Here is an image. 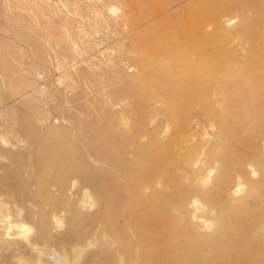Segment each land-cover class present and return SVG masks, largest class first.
<instances>
[{"label": "rangeland", "instance_id": "rangeland-1", "mask_svg": "<svg viewBox=\"0 0 264 264\" xmlns=\"http://www.w3.org/2000/svg\"><path fill=\"white\" fill-rule=\"evenodd\" d=\"M133 1L0 0V137L9 145H0V180L14 171L16 160L1 151H21L24 163L31 164L24 172L41 202L37 217L47 234L73 226V217L59 229L49 217L57 210L63 218L74 209L80 194L70 192L72 184L91 197L92 206H78L79 217L99 209L102 199L93 186L83 185L85 174L109 194L127 197L126 178L118 174L122 168L112 163L99 137H148L141 144L148 154L159 150V155L145 154L147 166L138 174L154 168L157 157L172 204L182 190L169 182L180 176L178 170L192 183L206 165L215 168L203 196L195 195L204 201V192L222 178L220 157L239 156L227 149L231 139L264 141V121L254 120L244 104L247 95L231 85L236 77L252 83L264 78V0H190L195 47L191 62L179 70L172 61L157 67L145 53L138 54L153 30L138 24L129 30L141 14ZM113 8L121 14L113 17ZM225 16L231 20L222 25ZM168 81L177 84L168 87ZM254 92L264 101V84ZM108 113L127 127L114 130L112 121L103 127ZM255 150L252 155H261L250 161L259 166L264 142ZM128 160L138 162L132 154ZM191 162L193 171L187 166ZM28 225L30 232L37 228ZM99 236H93L91 250L98 252ZM32 258L27 256L29 263Z\"/></svg>", "mask_w": 264, "mask_h": 264}, {"label": "bare ground", "instance_id": "bare-ground-1", "mask_svg": "<svg viewBox=\"0 0 264 264\" xmlns=\"http://www.w3.org/2000/svg\"><path fill=\"white\" fill-rule=\"evenodd\" d=\"M133 2L141 14L129 30L135 24L153 30L151 40L144 46L145 51H138L141 52L138 54L145 53L158 62L157 67H167L172 61L174 69L179 70L183 62H191L195 37L188 11L190 0ZM225 18L222 25L231 20ZM191 67L187 65L192 70ZM259 80L264 81V78ZM259 80L252 83L236 77L231 85L245 92L247 110H252L255 121L262 122L264 101L253 95L254 90L257 92L264 84ZM175 83L168 81L167 86L174 88ZM107 121L113 122L114 130L127 127L124 121L111 114L102 117L101 125L106 127ZM146 138L99 137L101 147L111 153L112 163L122 168L118 174L126 178L127 197L113 195V190L109 194L105 188L98 187L92 175L85 174L83 185L93 186L102 199L99 209L79 217L78 206H92L91 197L85 189H80L83 187L75 188L72 184L70 192L75 190L80 194V199L72 204L74 209L66 210L63 218L58 216L57 210L50 212L49 217L58 229L73 217V226L65 230L60 228L53 234L45 233L44 226L38 222L41 202L34 196L32 182L24 172L31 168V164L24 163L21 151L13 153L10 149H3L1 154L16 160L14 171L0 180V189H6L0 194L6 198L5 201L0 199V264H77L81 258L80 264H264V162L254 166L250 161V157L261 155L252 154L256 151L255 146L264 141L258 137H233L227 149L239 156H219L217 172L222 178L206 189L204 201L196 196H203L202 190L209 184L210 173L215 168L206 165L204 172L199 171L192 183L188 180V173L178 170L180 176L169 182L175 187L181 186L182 190L172 196L176 197L172 204L166 199L167 193L161 184L162 172L156 169L157 157L153 161L154 168L138 174L147 166L143 160L145 154L159 155V150L151 155L147 153L148 147L141 144ZM204 145H208V141ZM130 154L138 162L129 161ZM187 166L193 171L196 164L191 162ZM252 171L258 173L256 178H253ZM240 185L243 187L237 193ZM28 223L37 225V228L25 232L23 226ZM84 223L89 226L95 223V226H84ZM95 234L100 235L101 240L98 252L91 250L96 245ZM27 256L33 257L32 262L29 263Z\"/></svg>", "mask_w": 264, "mask_h": 264}, {"label": "clouds", "instance_id": "clouds-1", "mask_svg": "<svg viewBox=\"0 0 264 264\" xmlns=\"http://www.w3.org/2000/svg\"><path fill=\"white\" fill-rule=\"evenodd\" d=\"M109 12H110V14H111L113 17L119 16V15L121 14L120 10L115 9V8L110 9ZM233 23H234V22H233ZM0 145H2V146H4V147H8L9 145H8V141H7V139L4 138V137H0ZM210 175H211V173H210ZM252 176H253V178H256V177L258 176V173H256L255 171H252ZM238 180H239V178H238ZM242 187H243V186L240 185V186L236 189L237 193H239V191H241ZM193 203L196 204L197 202H196V201H193ZM53 219L55 220L56 218L53 217ZM8 220H10V217H9L5 222L7 223ZM23 228H24V231H25V232H29V231H31V228H30V226H28V225H24ZM9 230H11V229H9Z\"/></svg>", "mask_w": 264, "mask_h": 264}]
</instances>
